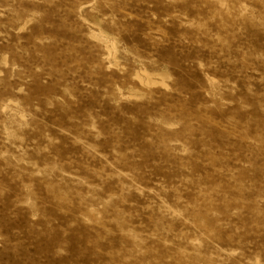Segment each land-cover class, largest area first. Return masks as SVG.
Listing matches in <instances>:
<instances>
[{"label":"rangeland","instance_id":"1","mask_svg":"<svg viewBox=\"0 0 264 264\" xmlns=\"http://www.w3.org/2000/svg\"><path fill=\"white\" fill-rule=\"evenodd\" d=\"M0 264H264V0H0Z\"/></svg>","mask_w":264,"mask_h":264},{"label":"bare ground","instance_id":"2","mask_svg":"<svg viewBox=\"0 0 264 264\" xmlns=\"http://www.w3.org/2000/svg\"><path fill=\"white\" fill-rule=\"evenodd\" d=\"M34 15V14H33ZM31 20V19H30ZM28 21V20H27ZM28 23V22H27ZM26 29V28H25ZM104 34V33H103ZM3 58V57H2ZM147 74V73H146ZM146 74H144V76L146 75ZM149 75V74H148ZM147 76V75H146ZM149 79V78H148ZM7 114V113H6Z\"/></svg>","mask_w":264,"mask_h":264}]
</instances>
